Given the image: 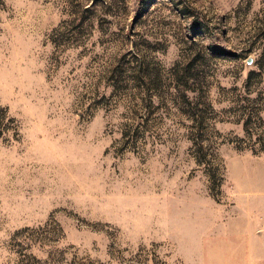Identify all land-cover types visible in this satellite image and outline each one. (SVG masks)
<instances>
[{"label":"rangeland","instance_id":"1","mask_svg":"<svg viewBox=\"0 0 264 264\" xmlns=\"http://www.w3.org/2000/svg\"><path fill=\"white\" fill-rule=\"evenodd\" d=\"M0 264H264V0H0Z\"/></svg>","mask_w":264,"mask_h":264}]
</instances>
